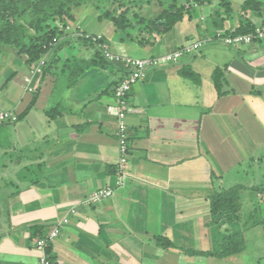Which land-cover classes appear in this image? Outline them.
Wrapping results in <instances>:
<instances>
[{"label":"crops","instance_id":"obj_1","mask_svg":"<svg viewBox=\"0 0 264 264\" xmlns=\"http://www.w3.org/2000/svg\"><path fill=\"white\" fill-rule=\"evenodd\" d=\"M240 2L234 1L236 13ZM197 9L146 45L123 33L109 41L103 31L68 30L63 48L42 58L41 71L42 59L19 65L16 55L5 54L7 79L15 75L0 79L6 82L0 112L12 110L16 119L0 124V264H41L35 228L49 236L64 218L48 243L52 264H264L263 225H243L261 210L255 192L264 186V38L227 44L219 34L233 32L238 17L227 19L210 4ZM250 16L264 27L263 14ZM78 37L105 38L97 47L112 45L122 57L161 55L205 40L179 62L149 68L129 92L124 178L118 118L109 110L123 64L98 65L97 47ZM52 57L57 67L48 74ZM73 57L88 61L85 72L60 79L62 62ZM104 187L113 195L92 203L90 195ZM232 188L239 189L245 221L215 225L211 199ZM230 229L244 233L241 253L201 254L216 250Z\"/></svg>","mask_w":264,"mask_h":264},{"label":"trees","instance_id":"obj_2","mask_svg":"<svg viewBox=\"0 0 264 264\" xmlns=\"http://www.w3.org/2000/svg\"><path fill=\"white\" fill-rule=\"evenodd\" d=\"M197 1L200 4L217 6L216 12L220 14L223 11L227 19L231 15L237 16V27L233 32H228V34L232 35L254 32L256 25L250 15H264V0H241L237 13L234 9L235 0H218V3L216 0ZM92 2L96 3L97 8L104 10L103 14L99 16L100 20L107 19L111 21L117 31L122 32L132 41H137L140 45L153 43L155 35H164L173 30L180 21L186 18L191 19V14L196 10L194 8H186L185 4H183L184 0H158L163 7L161 13L154 17H149L142 10L153 2L151 0H114L112 2L113 5L116 3L120 9L117 13L116 10L106 4L108 0H0V44L15 47L17 49V57L22 59L26 65L33 66L50 52L58 53L63 48L64 43H61L59 48H55V45L59 43L60 39L68 36L67 28L70 26L69 23L76 20V8ZM78 38L80 41L82 39V43L91 44L95 48L98 44L106 41L105 38L96 40H93V38ZM92 60L102 66L114 64L103 55L99 47L96 48ZM54 62L53 57L47 61L46 73H50V70L55 66L56 62ZM87 63L88 61L76 57L64 60L59 73L60 79L63 75L71 76V78L81 76L85 72ZM216 73L218 74L216 86L221 91L223 85L221 80H219L221 71L218 70ZM11 77L7 81L11 80ZM119 81L120 79L115 80L114 86ZM261 191H264V186ZM211 207L215 216L213 220L215 225L221 223V221L230 224L244 220L242 218L239 189L232 188L226 192L214 195L211 199ZM262 212L264 213V210ZM262 212L259 211L257 213L255 211V214H251L249 216L250 221L243 223L244 227L248 224L256 223H261L264 227V214ZM35 229L34 235L37 240L48 237L44 227ZM159 244L165 247L173 246L172 242L164 243L161 240ZM244 246L243 231H232V233L223 238L216 250L201 252V254L225 258L241 253L244 250Z\"/></svg>","mask_w":264,"mask_h":264},{"label":"built area","instance_id":"obj_3","mask_svg":"<svg viewBox=\"0 0 264 264\" xmlns=\"http://www.w3.org/2000/svg\"><path fill=\"white\" fill-rule=\"evenodd\" d=\"M219 37L222 41L230 45L237 44H251L257 40H261L264 38V27L256 26L254 32L246 33V34H219ZM98 39V38H97ZM96 40V38L94 39ZM205 40H197L185 44L176 50L166 52L161 55L148 56V57H136L124 55L123 57L117 53L111 52L107 47H102L103 55L109 59L111 62L118 64L122 63L123 67V77L120 78L119 83L113 88V97L114 102L109 105V110L116 114L118 118V129L116 132V136L119 141V150H120V162H119V175L124 178L129 160V126L126 120L127 112L130 110V107L127 104V96L131 91L132 87L142 81L147 73L149 68L159 67L165 64H173L180 61V59L186 55L197 51L201 44ZM45 64V60L42 59L39 63L38 71L43 69ZM16 117L12 110L1 111L0 112V124L4 122H8L10 120H15ZM114 190L111 187H104L94 191L89 200L92 203H100L103 200L110 198L113 195ZM67 219L64 218L62 222L54 228L53 231L49 234L47 238H42L37 240L36 247L43 254L41 258V264H52L48 257L47 248L48 243L51 239L58 236L61 230V227L67 223Z\"/></svg>","mask_w":264,"mask_h":264},{"label":"rangeland","instance_id":"obj_4","mask_svg":"<svg viewBox=\"0 0 264 264\" xmlns=\"http://www.w3.org/2000/svg\"><path fill=\"white\" fill-rule=\"evenodd\" d=\"M125 1H127V0H125ZM151 1H153V2L151 4L145 6L143 8L142 12L149 17H154V16L158 15L159 13H161L163 7L159 4L158 0H151ZM112 2H114V0H108V2H106V4H108V6L110 8L116 10V13H117V11L119 12L120 9L118 8L117 4L115 3L113 5ZM216 2L218 3V0H216ZM183 4H185L186 8H194V9H197V6L203 5V4H200L197 0H184ZM211 8H212L211 10L214 12V9H216L217 6L211 5ZM204 9H205L204 13L207 16L206 20H207V22L208 21L210 22L211 13H210L209 7L207 8V6H205ZM103 11H104L103 9L97 8L96 3H93V2L87 3L86 5L79 6L78 8H76V13L74 11L75 16H76V20L71 21L69 23L70 26L67 28V30H71L72 32L74 30H86L87 32H91V33H98V32L103 31V33H105V35L107 36L109 41H113V39H118L119 37H122V32L117 31L114 28L111 21H109L107 19H104V20L99 19V16L101 14H103ZM212 15H213V13H212ZM194 19L195 18H192V22L195 25H197L199 23V20L196 19L198 21V23H197L194 21ZM111 30H114V31L112 32ZM65 40L66 39H62L61 41L65 42ZM68 43L70 44L71 42L68 41L66 43V45ZM60 44H61V42L57 43L55 45V48H59ZM107 48L109 50L114 49L112 47V45L110 47L108 46ZM16 52H17V49L15 47H13V46L8 47L6 45L0 44V79L5 77L6 80H8L7 79L8 76L6 75L5 72L7 71V68L10 66L9 61L11 59L7 55L12 54V55L17 56ZM5 54H7V55H5ZM18 60H19V65H21L22 61H20L21 59L19 57H18ZM12 64H13V61H12ZM15 65H16V63H14V66ZM10 74H13V75H11L13 77L15 75V70H14V72H11ZM68 77L69 76H66V78H68ZM66 81H68V79L64 80V82H66ZM3 82H5V81H3ZM5 83H0V89L1 90L4 87L3 85H6ZM259 190L261 191V189H257L255 192L256 193L255 199H257L260 204L257 202L255 204V208H257L258 210L261 209L259 211L262 212L264 210V191L259 192ZM247 220L250 221L248 215H247Z\"/></svg>","mask_w":264,"mask_h":264}]
</instances>
